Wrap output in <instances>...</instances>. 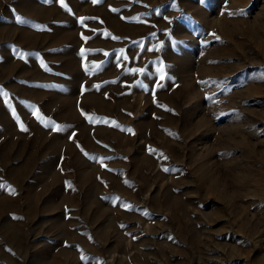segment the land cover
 <instances>
[{"label": "rangeland", "instance_id": "374dc122", "mask_svg": "<svg viewBox=\"0 0 264 264\" xmlns=\"http://www.w3.org/2000/svg\"><path fill=\"white\" fill-rule=\"evenodd\" d=\"M0 264H264V0H0Z\"/></svg>", "mask_w": 264, "mask_h": 264}, {"label": "snow or ice", "instance_id": "6c2138e0", "mask_svg": "<svg viewBox=\"0 0 264 264\" xmlns=\"http://www.w3.org/2000/svg\"><path fill=\"white\" fill-rule=\"evenodd\" d=\"M93 2L95 3V2H97V0H93ZM61 3L63 4V0H61ZM17 20H18V22H23V21L20 20L19 17H17ZM141 71H142V70H141ZM161 78H163V77H161ZM37 118H38V119L40 118V117L38 116V114H37ZM21 127H22V130H25V131H26V129H23V126H21ZM53 130H56V128L54 127ZM10 194H14V190L10 189ZM82 259H83V257H82Z\"/></svg>", "mask_w": 264, "mask_h": 264}]
</instances>
